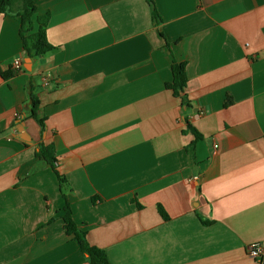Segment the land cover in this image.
<instances>
[{"label":"crops","instance_id":"crops-1","mask_svg":"<svg viewBox=\"0 0 264 264\" xmlns=\"http://www.w3.org/2000/svg\"><path fill=\"white\" fill-rule=\"evenodd\" d=\"M153 1L158 23L148 0H35L55 50L34 59L0 16V264H89L64 196L111 264H264V0ZM32 95L40 142L16 130Z\"/></svg>","mask_w":264,"mask_h":264},{"label":"trees","instance_id":"trees-1","mask_svg":"<svg viewBox=\"0 0 264 264\" xmlns=\"http://www.w3.org/2000/svg\"><path fill=\"white\" fill-rule=\"evenodd\" d=\"M148 3L153 9L154 20L157 23L160 22L161 19L157 13L154 1L148 0ZM36 13L37 6L35 5V0H0V16H12L20 21V37L22 40L23 50L25 54L32 59L42 57L55 50V47L49 43L46 34L50 16L46 14L45 16L38 17L36 21L38 29L35 30L34 16ZM172 71L173 81L166 85V89L172 91L176 98H180L183 105L190 106L191 102L183 96L188 84L186 64L174 61ZM0 75L3 78L8 79L13 76V73H3L0 71ZM31 98L34 105L33 117L42 127V130H45V120L40 118L38 113V98L35 95H32ZM190 130L194 132L197 139L201 138V135L195 129L190 128ZM37 155L39 158L45 160L48 165L54 168L60 183L62 185L65 184L66 179L60 176L56 170L54 148L52 146L41 145ZM64 197L66 199V204L62 219L65 223L66 234L77 241L89 264H111L104 250L92 246L89 243L87 232L80 228L75 222L71 205L66 196Z\"/></svg>","mask_w":264,"mask_h":264},{"label":"built area","instance_id":"built-area-1","mask_svg":"<svg viewBox=\"0 0 264 264\" xmlns=\"http://www.w3.org/2000/svg\"><path fill=\"white\" fill-rule=\"evenodd\" d=\"M12 66L19 70L21 68V63L19 60H15L13 63H12ZM42 80H43V85L45 88L49 89V88H52V83H53V77L51 74H46V75H43L42 77ZM215 148L217 149L218 146L215 145ZM249 253H250V256L258 261H261L262 257H263V254H264V245L262 243H255V244H252L249 248Z\"/></svg>","mask_w":264,"mask_h":264},{"label":"water","instance_id":"water-1","mask_svg":"<svg viewBox=\"0 0 264 264\" xmlns=\"http://www.w3.org/2000/svg\"><path fill=\"white\" fill-rule=\"evenodd\" d=\"M16 130L20 133L26 132L29 135V141L31 142H40L44 137V134H42V127L35 118H29L23 123H20Z\"/></svg>","mask_w":264,"mask_h":264}]
</instances>
